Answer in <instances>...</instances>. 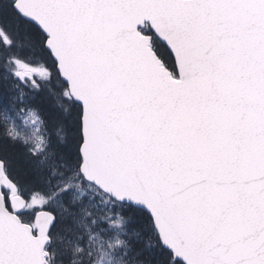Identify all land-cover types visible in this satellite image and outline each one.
Segmentation results:
<instances>
[{
	"label": "snow or ice",
	"instance_id": "snow-or-ice-1",
	"mask_svg": "<svg viewBox=\"0 0 264 264\" xmlns=\"http://www.w3.org/2000/svg\"><path fill=\"white\" fill-rule=\"evenodd\" d=\"M0 264H264V0H0Z\"/></svg>",
	"mask_w": 264,
	"mask_h": 264
}]
</instances>
